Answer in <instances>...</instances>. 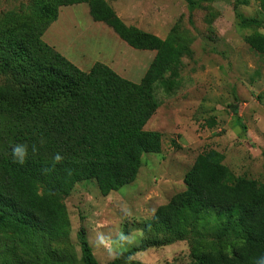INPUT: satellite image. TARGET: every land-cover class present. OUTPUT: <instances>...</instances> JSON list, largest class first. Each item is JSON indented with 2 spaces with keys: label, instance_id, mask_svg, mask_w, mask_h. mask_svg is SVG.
<instances>
[{
  "label": "trees",
  "instance_id": "16d2710c",
  "mask_svg": "<svg viewBox=\"0 0 264 264\" xmlns=\"http://www.w3.org/2000/svg\"><path fill=\"white\" fill-rule=\"evenodd\" d=\"M258 1L264 10V0ZM79 3L130 47L154 51L138 82L102 62L82 70L43 39L60 7ZM246 42L264 55V35H250ZM183 51L171 36L127 25L105 0H34L29 12L0 17V73L13 70L24 78L17 86H0V235H8L12 245L4 264L25 262H7L18 243L35 250L27 264L75 260L66 245L53 244L68 226L57 195L88 179L107 194L134 181L144 153L161 151V134L145 124L160 106L159 93L173 92L170 76ZM17 144L26 147L23 164L11 153ZM183 181L185 188L158 205L144 228L233 221L244 233L239 247L231 252L197 247L189 264H254L264 254V180L234 175L222 154L209 149L196 155ZM78 244L81 264H99L83 230ZM136 250L118 252L105 264H119Z\"/></svg>",
  "mask_w": 264,
  "mask_h": 264
},
{
  "label": "rangeland",
  "instance_id": "374dc122",
  "mask_svg": "<svg viewBox=\"0 0 264 264\" xmlns=\"http://www.w3.org/2000/svg\"><path fill=\"white\" fill-rule=\"evenodd\" d=\"M33 1L0 0V17L29 12ZM105 2L127 25L171 36L184 51L170 76L176 82L173 92L159 93L160 106L145 124L161 134V151L144 153L134 181L107 194L100 193L94 179L58 194L68 226L53 244L66 245L74 256L65 264H81L79 230L99 264L133 248L138 250L119 264H189L197 247L233 251L244 240L233 221L200 220L197 226L189 222L169 231L147 230L143 223L185 188L184 174L202 151L218 150L236 176L264 180V55L246 42L250 35H264V10L258 0ZM249 19L255 22L244 25L242 20ZM43 39L83 70L102 62L134 82L154 56V51L132 48L105 24L93 21L86 3L60 7L56 25L49 26ZM23 81L13 70L0 73V86ZM7 237L0 235V264L12 247ZM11 258L7 262L24 259L27 264L35 250L18 243Z\"/></svg>",
  "mask_w": 264,
  "mask_h": 264
},
{
  "label": "clouds",
  "instance_id": "9594fccd",
  "mask_svg": "<svg viewBox=\"0 0 264 264\" xmlns=\"http://www.w3.org/2000/svg\"><path fill=\"white\" fill-rule=\"evenodd\" d=\"M11 153L17 163L23 164L25 162V157H26L27 152H26V147L24 145L17 144V145L12 146ZM55 159L59 161L61 157L57 155ZM254 264H264V254L257 257L254 260Z\"/></svg>",
  "mask_w": 264,
  "mask_h": 264
},
{
  "label": "crops",
  "instance_id": "0c3cea01",
  "mask_svg": "<svg viewBox=\"0 0 264 264\" xmlns=\"http://www.w3.org/2000/svg\"><path fill=\"white\" fill-rule=\"evenodd\" d=\"M57 21H58V18H57V20H56V21H54V22H53V26H54V25H56ZM107 65H108V64H107ZM82 70H83V69H82ZM85 71H87V70H85ZM184 139H185V138H184V137H182V140H183V141H184Z\"/></svg>",
  "mask_w": 264,
  "mask_h": 264
}]
</instances>
